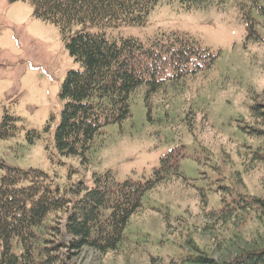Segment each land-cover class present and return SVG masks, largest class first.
I'll return each instance as SVG.
<instances>
[{
    "label": "rangeland",
    "instance_id": "rangeland-1",
    "mask_svg": "<svg viewBox=\"0 0 264 264\" xmlns=\"http://www.w3.org/2000/svg\"><path fill=\"white\" fill-rule=\"evenodd\" d=\"M235 1L185 11L177 0H162L143 25H122L114 31L141 40L159 32L186 33L217 58L206 74L188 82L184 96L166 107L154 99L148 112L140 94L132 95L131 116L120 125L104 127L88 165L81 167L77 158L58 155L53 140L64 104L59 92L67 72L77 65L58 29L35 19L29 4L0 0V123L8 116L16 126L14 136L0 139V163L42 171L63 195L81 182L91 187L92 174L107 170L118 181L147 179L159 159L174 150L185 155L179 166L187 182L198 185L186 188L181 180H173L157 186L129 219L118 251L101 254L85 248L74 253L70 264H227L243 252L264 248V212L250 209L222 219L204 218L197 190L207 194L206 188L234 182L235 193L264 201V163L237 172L238 152L259 144L242 128L255 124L251 107L264 93V47L245 42ZM260 34L264 38V29ZM260 101L264 113V98ZM191 109L205 112L209 124L204 127L197 116V141L183 120ZM203 146L213 151L223 176L211 169ZM221 149L230 154L231 163L219 159ZM203 173L206 178L200 180ZM222 194L227 195L221 190L208 193V206L218 208ZM65 196L73 200L82 194ZM165 214L170 217L168 227Z\"/></svg>",
    "mask_w": 264,
    "mask_h": 264
},
{
    "label": "trees",
    "instance_id": "trees-1",
    "mask_svg": "<svg viewBox=\"0 0 264 264\" xmlns=\"http://www.w3.org/2000/svg\"><path fill=\"white\" fill-rule=\"evenodd\" d=\"M7 1L29 4L35 19L55 26L77 65L67 72L59 92L64 104L53 140L58 155L77 158L81 167L88 165L89 153L104 127L120 125L131 116L132 95L140 94L148 112L154 99L166 107L184 96L189 90L188 82L206 74L217 58L186 33L159 32L145 40L114 33L122 25H143L162 0ZM177 1L185 11L220 7L224 2ZM235 6L244 26L245 42L264 47L260 34L264 29V0H236ZM262 98L264 93L251 107L255 124L242 128L249 129L259 144L238 152L240 173L250 165L264 163ZM197 116L204 127L209 126L201 110L191 109L183 118L196 141L193 131ZM14 120L4 116L0 139L15 135ZM202 152L211 169L223 176L210 147L203 146ZM218 156L222 163H231L226 150L221 149ZM183 157L182 153L169 151L147 179L128 177L118 181L110 170L93 173L91 187L81 182L76 188L65 189L63 195L42 171H23L0 163V264H70L74 253L85 248L101 254L118 251L124 229L131 216L141 210L147 193L173 180H181L186 188L198 186L187 182L183 175L179 166ZM240 173L236 174L237 182L241 180ZM205 174L199 179L204 180ZM232 184L206 188L207 194L218 190L227 193L218 195V208L208 206L207 194L201 192L204 189H197L204 218L222 219L250 209L264 212L262 199L237 194ZM67 193L82 196L72 200L65 196ZM163 219L168 227L170 217L165 214ZM227 264H264V248L243 252Z\"/></svg>",
    "mask_w": 264,
    "mask_h": 264
}]
</instances>
